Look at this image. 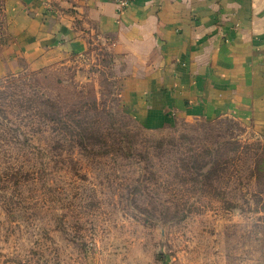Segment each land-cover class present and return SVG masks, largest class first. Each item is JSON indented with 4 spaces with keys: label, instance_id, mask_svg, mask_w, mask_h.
I'll return each mask as SVG.
<instances>
[{
    "label": "rangeland",
    "instance_id": "rangeland-1",
    "mask_svg": "<svg viewBox=\"0 0 264 264\" xmlns=\"http://www.w3.org/2000/svg\"><path fill=\"white\" fill-rule=\"evenodd\" d=\"M8 1L0 59L19 70L0 77V264H264V136L228 117L144 128L100 43L31 70ZM18 1L52 18L82 0Z\"/></svg>",
    "mask_w": 264,
    "mask_h": 264
},
{
    "label": "crops",
    "instance_id": "crops-1",
    "mask_svg": "<svg viewBox=\"0 0 264 264\" xmlns=\"http://www.w3.org/2000/svg\"><path fill=\"white\" fill-rule=\"evenodd\" d=\"M19 3L11 29L31 70L100 43L126 65L123 107L144 128L228 117L264 136V0H133L121 14L82 0L52 18ZM18 70L0 59V77Z\"/></svg>",
    "mask_w": 264,
    "mask_h": 264
},
{
    "label": "built area",
    "instance_id": "built-area-1",
    "mask_svg": "<svg viewBox=\"0 0 264 264\" xmlns=\"http://www.w3.org/2000/svg\"><path fill=\"white\" fill-rule=\"evenodd\" d=\"M108 2L113 5L117 14H121L133 3V0H108Z\"/></svg>",
    "mask_w": 264,
    "mask_h": 264
},
{
    "label": "trees",
    "instance_id": "trees-1",
    "mask_svg": "<svg viewBox=\"0 0 264 264\" xmlns=\"http://www.w3.org/2000/svg\"><path fill=\"white\" fill-rule=\"evenodd\" d=\"M0 38H1V37H0ZM2 41H3V38L0 39V44H1Z\"/></svg>",
    "mask_w": 264,
    "mask_h": 264
}]
</instances>
